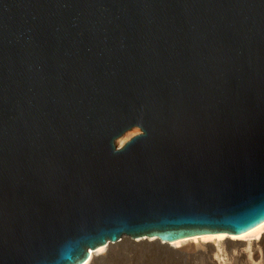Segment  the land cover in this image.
Masks as SVG:
<instances>
[{
  "label": "water",
  "instance_id": "95a60500",
  "mask_svg": "<svg viewBox=\"0 0 264 264\" xmlns=\"http://www.w3.org/2000/svg\"><path fill=\"white\" fill-rule=\"evenodd\" d=\"M263 222L264 0H0V264Z\"/></svg>",
  "mask_w": 264,
  "mask_h": 264
},
{
  "label": "bare ground",
  "instance_id": "6f19581e",
  "mask_svg": "<svg viewBox=\"0 0 264 264\" xmlns=\"http://www.w3.org/2000/svg\"><path fill=\"white\" fill-rule=\"evenodd\" d=\"M128 139L119 144V149L125 147ZM126 247L141 249L157 257L174 258L176 263L200 259L204 264H264V222L242 234H197L173 242H163L156 236H123L117 242L90 249L88 259L82 264H103Z\"/></svg>",
  "mask_w": 264,
  "mask_h": 264
},
{
  "label": "rangeland",
  "instance_id": "374dc122",
  "mask_svg": "<svg viewBox=\"0 0 264 264\" xmlns=\"http://www.w3.org/2000/svg\"><path fill=\"white\" fill-rule=\"evenodd\" d=\"M139 134H140V130L132 134L127 141L131 140L133 137ZM125 239H130V238H125ZM161 258L162 259L165 258V260L164 259L161 260ZM176 260L177 259L174 258H167L166 256L157 257L155 254L152 255L151 253H147L141 249L126 247L121 251L116 252L111 258H109L103 264H204V261L203 260L201 261L200 259L196 260L197 262L194 260H188V261L184 260L185 262L182 261L183 263L180 261L176 263Z\"/></svg>",
  "mask_w": 264,
  "mask_h": 264
}]
</instances>
